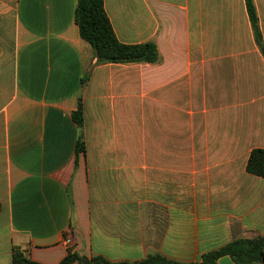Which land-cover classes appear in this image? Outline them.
<instances>
[{
  "label": "crops",
  "instance_id": "0c3cea01",
  "mask_svg": "<svg viewBox=\"0 0 264 264\" xmlns=\"http://www.w3.org/2000/svg\"><path fill=\"white\" fill-rule=\"evenodd\" d=\"M75 6L0 0V264L13 248L193 264L264 236V179L245 170L264 149V57L244 0H103L117 40L153 43L155 63H98Z\"/></svg>",
  "mask_w": 264,
  "mask_h": 264
},
{
  "label": "trees",
  "instance_id": "16d2710c",
  "mask_svg": "<svg viewBox=\"0 0 264 264\" xmlns=\"http://www.w3.org/2000/svg\"><path fill=\"white\" fill-rule=\"evenodd\" d=\"M248 21L254 41L264 57L258 18L253 0H244ZM74 22L78 28L80 39L87 43L98 63H155L158 60L156 46L151 42L135 45L120 43L110 25L103 8V0H76ZM85 79L82 80V83ZM72 119L77 126L82 125V105L78 100L77 108L72 113ZM76 151L83 152L81 138L76 144ZM245 170L248 174L264 179V149H253L247 159ZM1 209V207H0ZM223 256L230 257L235 264H264V236L249 239H234L226 245L208 252L201 257L199 263L216 264ZM184 264L166 259L160 255H150L134 263H111L101 257H93L89 261L68 251L60 264ZM12 264H39L25 258L18 248L12 249Z\"/></svg>",
  "mask_w": 264,
  "mask_h": 264
},
{
  "label": "built area",
  "instance_id": "2783aa9c",
  "mask_svg": "<svg viewBox=\"0 0 264 264\" xmlns=\"http://www.w3.org/2000/svg\"><path fill=\"white\" fill-rule=\"evenodd\" d=\"M64 243H65L66 246H70V240L69 239H65Z\"/></svg>",
  "mask_w": 264,
  "mask_h": 264
}]
</instances>
